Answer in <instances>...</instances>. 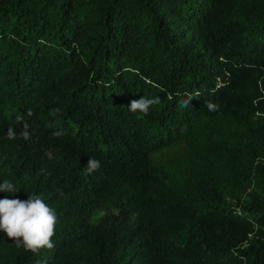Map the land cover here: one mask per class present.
I'll use <instances>...</instances> for the list:
<instances>
[{
    "label": "trees",
    "instance_id": "1",
    "mask_svg": "<svg viewBox=\"0 0 264 264\" xmlns=\"http://www.w3.org/2000/svg\"><path fill=\"white\" fill-rule=\"evenodd\" d=\"M3 180L58 223L0 264H264V0H0Z\"/></svg>",
    "mask_w": 264,
    "mask_h": 264
},
{
    "label": "clouds",
    "instance_id": "2",
    "mask_svg": "<svg viewBox=\"0 0 264 264\" xmlns=\"http://www.w3.org/2000/svg\"><path fill=\"white\" fill-rule=\"evenodd\" d=\"M159 102V97L148 98L142 96L138 100H132L128 110L132 113L139 112L146 115L149 113L150 108ZM205 106L210 111L216 110V106L211 102L206 101ZM55 111L58 112L59 109ZM6 135L8 139L23 138L28 140L33 133L29 131V126L25 124L19 136L15 129L11 127ZM101 167L99 160L89 158L86 173L91 174ZM0 192L17 193L19 189L12 181L3 180V183L0 184ZM57 223V214L45 202L43 194H30L26 201L7 197L0 199V229L6 232L7 236L12 238L18 246H23L25 250L36 253L44 248H54L53 237L56 234Z\"/></svg>",
    "mask_w": 264,
    "mask_h": 264
}]
</instances>
